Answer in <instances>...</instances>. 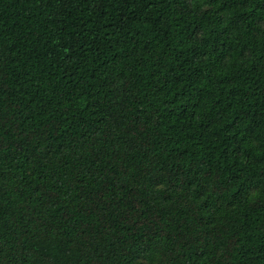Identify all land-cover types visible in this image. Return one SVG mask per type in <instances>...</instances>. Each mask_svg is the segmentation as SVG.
I'll list each match as a JSON object with an SVG mask.
<instances>
[{"label":"trees","instance_id":"16d2710c","mask_svg":"<svg viewBox=\"0 0 264 264\" xmlns=\"http://www.w3.org/2000/svg\"><path fill=\"white\" fill-rule=\"evenodd\" d=\"M0 264H264V0H0Z\"/></svg>","mask_w":264,"mask_h":264}]
</instances>
